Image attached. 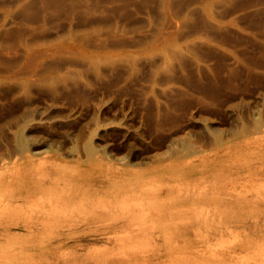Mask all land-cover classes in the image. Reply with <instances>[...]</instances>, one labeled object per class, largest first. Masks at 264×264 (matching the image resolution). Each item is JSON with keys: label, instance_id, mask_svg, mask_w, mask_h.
I'll use <instances>...</instances> for the list:
<instances>
[{"label": "rangeland", "instance_id": "obj_1", "mask_svg": "<svg viewBox=\"0 0 264 264\" xmlns=\"http://www.w3.org/2000/svg\"><path fill=\"white\" fill-rule=\"evenodd\" d=\"M74 256L264 264V0H0V264Z\"/></svg>", "mask_w": 264, "mask_h": 264}, {"label": "bare ground", "instance_id": "obj_2", "mask_svg": "<svg viewBox=\"0 0 264 264\" xmlns=\"http://www.w3.org/2000/svg\"><path fill=\"white\" fill-rule=\"evenodd\" d=\"M73 232L75 231H72V232H68V233H63L61 236L55 238L52 240V242H70V241H77V245H81L83 242H85L86 240H84L83 237H81L82 234H73ZM92 239H96L95 237L92 238ZM51 242V243H52ZM53 246V245H52ZM163 255H168V251H160V252H154L153 253V257L152 259L156 260V262L154 263H157V261L161 258V256ZM86 259V257H84V260ZM77 256H74L70 261L73 263V264H77ZM72 263H69L68 262H64V263H56V264H72ZM80 264H85L84 261H82Z\"/></svg>", "mask_w": 264, "mask_h": 264}]
</instances>
